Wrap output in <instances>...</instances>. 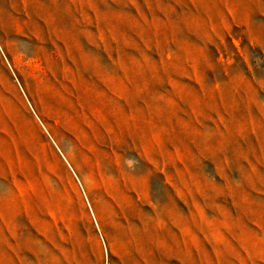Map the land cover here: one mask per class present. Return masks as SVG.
<instances>
[{
	"label": "rangeland",
	"instance_id": "1",
	"mask_svg": "<svg viewBox=\"0 0 264 264\" xmlns=\"http://www.w3.org/2000/svg\"><path fill=\"white\" fill-rule=\"evenodd\" d=\"M0 264H264V0H0Z\"/></svg>",
	"mask_w": 264,
	"mask_h": 264
}]
</instances>
